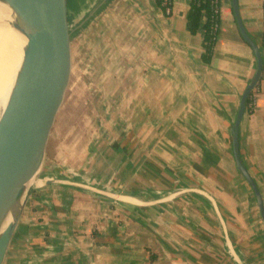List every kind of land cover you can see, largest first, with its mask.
Here are the masks:
<instances>
[{
	"label": "crops",
	"instance_id": "1",
	"mask_svg": "<svg viewBox=\"0 0 264 264\" xmlns=\"http://www.w3.org/2000/svg\"><path fill=\"white\" fill-rule=\"evenodd\" d=\"M170 3L167 16L156 0H71L98 89L95 137L82 156L45 161L4 264H264L231 136L255 57L231 0L209 64L186 29L191 0ZM236 4L259 50L264 0ZM253 98L239 153L264 203V78Z\"/></svg>",
	"mask_w": 264,
	"mask_h": 264
},
{
	"label": "water",
	"instance_id": "2",
	"mask_svg": "<svg viewBox=\"0 0 264 264\" xmlns=\"http://www.w3.org/2000/svg\"><path fill=\"white\" fill-rule=\"evenodd\" d=\"M236 24L256 61L255 74L243 91L231 129L237 172L253 193L264 225L261 194L242 165L239 127L246 103L263 71L261 54L247 36L236 0H231ZM6 25L26 41L7 107L0 118V264H4L46 158L47 144L64 101L72 71L73 41L82 25L72 19L71 0H0ZM49 182V181H48Z\"/></svg>",
	"mask_w": 264,
	"mask_h": 264
},
{
	"label": "rangeland",
	"instance_id": "3",
	"mask_svg": "<svg viewBox=\"0 0 264 264\" xmlns=\"http://www.w3.org/2000/svg\"><path fill=\"white\" fill-rule=\"evenodd\" d=\"M85 47L86 42L80 38L73 41L70 82L47 144L46 158L58 150L64 154L63 160L82 156L95 137L98 89L91 85L94 74L86 69Z\"/></svg>",
	"mask_w": 264,
	"mask_h": 264
},
{
	"label": "bare ground",
	"instance_id": "4",
	"mask_svg": "<svg viewBox=\"0 0 264 264\" xmlns=\"http://www.w3.org/2000/svg\"><path fill=\"white\" fill-rule=\"evenodd\" d=\"M0 6V118L9 101L26 44L23 37L12 32L6 23L7 11Z\"/></svg>",
	"mask_w": 264,
	"mask_h": 264
},
{
	"label": "trees",
	"instance_id": "5",
	"mask_svg": "<svg viewBox=\"0 0 264 264\" xmlns=\"http://www.w3.org/2000/svg\"><path fill=\"white\" fill-rule=\"evenodd\" d=\"M156 2L158 6H161L160 0H156ZM216 23H219V16L215 15L213 0H191L186 19V29L191 36L196 35L198 32L202 33L203 54L201 58L205 64L210 63L213 55L215 42L213 41L212 29ZM259 52L263 64L262 80L264 78V36L262 38V46L259 48ZM253 94L250 95L246 103V112L249 110L248 108L254 99ZM154 259L153 256L150 257V263L153 262Z\"/></svg>",
	"mask_w": 264,
	"mask_h": 264
},
{
	"label": "built area",
	"instance_id": "6",
	"mask_svg": "<svg viewBox=\"0 0 264 264\" xmlns=\"http://www.w3.org/2000/svg\"><path fill=\"white\" fill-rule=\"evenodd\" d=\"M160 2H161V8H162L164 14L168 16L170 14V11H171L170 0H160ZM220 2H221V0H213V5H214V8H215V15H218V16H219ZM218 30H219V23H216L213 26V29H212L213 41L214 42H216V36H217ZM248 109H249L247 111L248 114H251L254 111V99H253V101H252V103H251V105L249 106Z\"/></svg>",
	"mask_w": 264,
	"mask_h": 264
}]
</instances>
